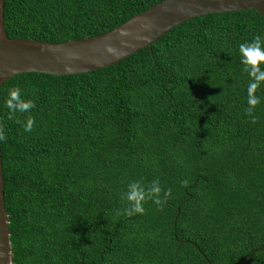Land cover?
Segmentation results:
<instances>
[{
  "label": "trees",
  "instance_id": "16d2710c",
  "mask_svg": "<svg viewBox=\"0 0 264 264\" xmlns=\"http://www.w3.org/2000/svg\"><path fill=\"white\" fill-rule=\"evenodd\" d=\"M161 1L5 0L3 21L9 38L63 43ZM256 35L254 10L207 14L112 66L4 82L11 264H264V85L253 124L238 50ZM14 86L35 108L9 119ZM156 178L171 189L162 209L117 214L129 182Z\"/></svg>",
  "mask_w": 264,
  "mask_h": 264
},
{
  "label": "water",
  "instance_id": "95a60500",
  "mask_svg": "<svg viewBox=\"0 0 264 264\" xmlns=\"http://www.w3.org/2000/svg\"><path fill=\"white\" fill-rule=\"evenodd\" d=\"M0 0V86L24 73L54 76L83 74L109 67L151 47L175 27L207 14L254 10L264 20V0H163L116 28L81 40L63 43L9 38ZM127 29V37H119ZM109 48L112 50L109 51ZM0 264H11L8 217L0 150Z\"/></svg>",
  "mask_w": 264,
  "mask_h": 264
},
{
  "label": "clouds",
  "instance_id": "9594fccd",
  "mask_svg": "<svg viewBox=\"0 0 264 264\" xmlns=\"http://www.w3.org/2000/svg\"><path fill=\"white\" fill-rule=\"evenodd\" d=\"M129 31L123 29L119 37H127ZM112 49L109 48V51ZM239 60L243 72L247 73V107L246 115L251 123L255 124L257 116L254 114L256 106L260 103V96L256 94L258 88L264 85V35H256L251 41H245L239 44ZM4 106L8 109V118L16 117L17 113H29L35 108V102L32 99H24L22 90L19 86H14L8 90ZM17 123H20L17 119ZM35 118L28 115L22 124L23 131L28 133L33 130ZM7 137L2 128H0V142L6 141ZM187 185L188 181L181 182ZM161 193H163L161 195ZM171 195V189H162L159 178L151 181L150 186H145L140 180H133L126 186V190L121 193V199L126 201L122 210L117 214L126 217L143 215L145 213V203L149 200L157 207L162 209Z\"/></svg>",
  "mask_w": 264,
  "mask_h": 264
}]
</instances>
